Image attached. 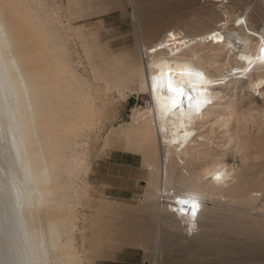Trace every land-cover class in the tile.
<instances>
[{
  "label": "bare ground",
  "instance_id": "bare-ground-1",
  "mask_svg": "<svg viewBox=\"0 0 264 264\" xmlns=\"http://www.w3.org/2000/svg\"><path fill=\"white\" fill-rule=\"evenodd\" d=\"M190 7L161 29L137 23L135 46L111 65L118 89L135 83L149 99L123 132L146 174L136 217L153 223L133 225L127 213L124 234L106 237L142 247L156 264L172 258L160 251L167 225L206 257L198 264H264V239L259 248L244 236L247 213L229 210L219 222L204 203L250 208L264 191V26L256 29L264 0H192ZM29 9L24 0H0V264H78L64 190L79 161L67 151L75 134L92 130L98 111L90 94L70 93L69 58L57 61L48 40L28 36ZM199 99L209 102L197 113ZM178 198L199 201L194 226L190 208L183 216L175 210ZM260 211L249 221L264 238V203ZM238 219L243 237L230 227Z\"/></svg>",
  "mask_w": 264,
  "mask_h": 264
},
{
  "label": "rangeland",
  "instance_id": "rangeland-1",
  "mask_svg": "<svg viewBox=\"0 0 264 264\" xmlns=\"http://www.w3.org/2000/svg\"><path fill=\"white\" fill-rule=\"evenodd\" d=\"M24 1L29 4L34 16V21H31L34 28L28 36L48 40L50 47H54L57 61L69 58L75 78L70 93L83 91L90 94L98 111L92 130H80L75 134L76 146L67 151L69 160L79 161L77 170L65 180L64 190L65 214L73 230L76 260L78 264H152L142 247L106 237L114 233L124 234L127 213L131 215L133 225H137L139 220L150 225L153 223L150 215L139 220L136 217L146 174L141 166L140 152L126 145L123 132L130 122L132 111L148 106L149 99L147 94L137 90L135 83H127L126 88L121 86L119 89L122 90H119L111 65L116 58L123 57L122 52L131 51L135 46L137 23L143 25L154 21L161 29L176 20L177 16L189 13L192 0ZM195 1L198 4L203 2ZM254 2L251 0V4ZM212 8L217 16L221 14L218 8ZM241 10L238 8L236 12ZM252 12L260 14L257 9ZM263 26L260 22L256 29L262 30ZM232 159L228 157V160ZM119 176L124 179H119ZM257 196L250 208L229 209L208 200L204 203L220 213L221 216L216 215L219 222L229 210L234 212L233 217L245 211L247 217L242 219L247 222L244 231L246 241H255L254 245L261 248L263 230L255 234L256 227L249 221L262 216L260 207L264 203V191H258ZM239 225L238 219L230 226L235 231V237H243L238 234ZM201 229L208 230L204 226ZM161 239L160 251L170 253L172 258H160L156 264H198L206 259L186 247L179 232L172 226L164 227Z\"/></svg>",
  "mask_w": 264,
  "mask_h": 264
},
{
  "label": "snow or ice",
  "instance_id": "snow-or-ice-1",
  "mask_svg": "<svg viewBox=\"0 0 264 264\" xmlns=\"http://www.w3.org/2000/svg\"><path fill=\"white\" fill-rule=\"evenodd\" d=\"M209 39H215V34L212 37H209ZM262 55H264V49H261ZM172 91H176L175 89H172ZM203 95V93L201 94ZM209 101L205 99H199L195 102V109L196 112L199 113L201 109L207 104ZM186 136L189 135L188 133L185 134ZM215 179L217 181L222 180V176L220 174H217ZM176 204L178 207L175 209L177 212H179L182 216L188 215V209L190 208V215L192 217L193 226L195 224V219L197 217L198 210L200 208L199 201L196 198H178L176 200Z\"/></svg>",
  "mask_w": 264,
  "mask_h": 264
},
{
  "label": "crops",
  "instance_id": "crops-1",
  "mask_svg": "<svg viewBox=\"0 0 264 264\" xmlns=\"http://www.w3.org/2000/svg\"><path fill=\"white\" fill-rule=\"evenodd\" d=\"M123 170H126V167H123ZM119 179L122 180V179H124V178L119 176ZM124 190H126V189H124Z\"/></svg>",
  "mask_w": 264,
  "mask_h": 264
}]
</instances>
